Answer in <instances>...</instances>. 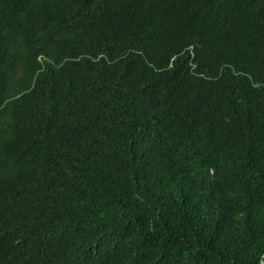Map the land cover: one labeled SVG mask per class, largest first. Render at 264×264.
I'll list each match as a JSON object with an SVG mask.
<instances>
[{"label": "trees", "instance_id": "trees-1", "mask_svg": "<svg viewBox=\"0 0 264 264\" xmlns=\"http://www.w3.org/2000/svg\"><path fill=\"white\" fill-rule=\"evenodd\" d=\"M0 264H264V0H0Z\"/></svg>", "mask_w": 264, "mask_h": 264}]
</instances>
